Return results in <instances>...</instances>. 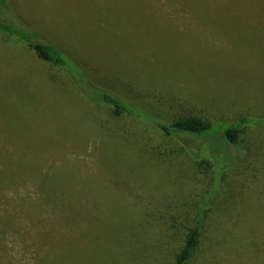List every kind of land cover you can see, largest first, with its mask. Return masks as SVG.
Returning <instances> with one entry per match:
<instances>
[{"label": "rangeland", "instance_id": "1", "mask_svg": "<svg viewBox=\"0 0 264 264\" xmlns=\"http://www.w3.org/2000/svg\"><path fill=\"white\" fill-rule=\"evenodd\" d=\"M232 1L206 0L196 17L177 0L0 5V15L12 19L13 11L44 39L60 41L83 62L90 79L102 81L112 94L145 104L154 103L145 90L151 91L163 105L176 103L162 112L169 118L185 101L205 106L193 104L212 122L246 115L244 135L255 134L241 149L229 148L217 134L168 137L137 120H130L133 128L128 121L113 125L72 89L69 74L43 73L30 51L11 39L0 41V264L104 263L101 228L127 229L125 220L142 212L179 214L185 208L178 188L181 181L191 187L195 158L222 151L235 159L238 172L246 168L243 174L253 159L242 158L254 156L258 172L247 174V182L242 174L229 183L233 208L209 210L199 251L205 264H264V15L256 17L259 9L264 12V0H240L232 10L241 19H210L212 9L226 12ZM144 180L178 189L174 202L156 210L137 204ZM200 183L196 192L202 194ZM131 190L120 205L111 196ZM113 200L105 220L100 211ZM74 205L86 207L77 215L83 221L73 220ZM216 231L231 232L237 251L212 255L208 237ZM55 238L62 243L52 247Z\"/></svg>", "mask_w": 264, "mask_h": 264}, {"label": "trees", "instance_id": "2", "mask_svg": "<svg viewBox=\"0 0 264 264\" xmlns=\"http://www.w3.org/2000/svg\"><path fill=\"white\" fill-rule=\"evenodd\" d=\"M177 1L183 9L194 17L200 14V10L207 4L206 0ZM187 1L191 2H189L188 7H185V2ZM239 1L240 0H233L230 4L233 6L226 12H217L212 9L210 13L212 18L210 19L217 18L222 21L228 18L241 19L237 16L238 14L232 10ZM5 4L6 0H0V5ZM5 7L9 6L6 5ZM190 7L196 8L194 13L191 12L189 9ZM226 8L228 9V7ZM255 8H259V6ZM262 10L259 9L256 17L263 18L264 12ZM11 13L12 19H7L5 15H0V41L11 39L10 42L17 47L19 45L27 49V52L30 51L34 57L41 62L39 67L43 73H52V71H54L56 76L69 74L71 78L68 83L71 85L72 89L78 90L86 97L90 102V106L95 111L99 112L106 120L111 121L113 125L117 126L128 121V124L133 128L130 124V120H137L141 122V124L145 123L152 125L156 130L168 137H199L217 134V137L227 143L229 148H247L245 141L255 140V134L248 133V135H244L245 129L243 126L249 123V118L245 117L246 115L237 114V119L232 121L219 120L217 122H212L209 118L196 111L193 104H197L202 108H206L205 106L201 105L199 102L189 103L185 101L186 104L177 103L180 106L182 105L181 112L179 111V113L169 118L168 116H164L162 112L164 113L167 109L174 110L176 103L163 105L162 102L157 99V94L151 91L145 90L147 93L146 95L151 97L154 103L146 102L145 104L132 101L131 99L127 100V98L124 99L116 94H112L100 86L102 81L94 83L90 79L92 75L87 72L83 62L74 57L72 53L66 51L67 48H64V45L60 41L57 42L52 40L51 42L44 39L36 27L30 24L20 23L21 17L13 11H11ZM23 22L25 23V21ZM94 25H97V23L95 22ZM84 32H88L87 29H84ZM19 53L27 57L26 52L19 51ZM141 91L144 92V90ZM153 104L159 107L153 106ZM100 105L104 106V109L101 108ZM124 129L127 130L128 127L126 126ZM146 143L147 142H145V144ZM222 152L219 154L217 153L218 155H212L211 152L209 155L210 157L207 159L195 158L198 161L195 167L196 169L193 170L192 180L189 179L191 184L188 188L191 187L187 189L185 182L181 181L183 184L178 188L180 189V198L183 201L182 208H185L180 210L179 214H163L160 211H156L152 212L153 214L151 215L142 212L138 214V218H129L125 220L123 225L127 224V229L121 227L120 230L114 231V226L111 227L110 225L106 227L107 230L101 228V233L104 235V238L101 239L102 258L103 261H105L102 264H205L207 259L201 256L202 254L199 251V247L203 244V239L207 237V235L204 236L203 234V228L206 221L210 218L208 212L215 206L229 209L228 211L233 208V204L231 203L233 202L232 196L230 198L229 195L232 188L229 183H234L235 178L242 177L243 171L246 169L242 166V170L238 172L240 168L235 166L238 165V163H235V159L231 160L225 158ZM4 154L7 153L4 152ZM248 156V154L244 155L242 161L252 158V162H255L254 156L249 158ZM239 158L240 157H237L236 159ZM252 162L248 168L249 172L247 171L243 174L244 176L242 179H244L245 182H247L245 177L247 174H252L254 171H257L256 163ZM2 174L4 173H0V175ZM142 182L143 183L140 185L143 193L135 196L138 197L137 204L138 201L141 200L145 206L150 207L152 210H156L158 207L162 206L163 203L169 205V203L174 202L173 199L178 193V189L170 191L163 185H155L151 180L148 182L144 180ZM199 182L204 183L202 186L204 193L202 194L196 192V185H198L197 183ZM38 186L40 187L39 184ZM41 186L44 187L43 185ZM133 192L134 190H131L130 192L120 194V196L114 194L111 196L116 197L119 200L118 205H120L124 203L122 199H127L130 193ZM116 200L111 201V205L108 204L104 208L102 206L103 209L100 212H104V214H102L103 216L101 215L103 219L107 220L112 216V212L108 210L114 207V202ZM226 200L229 203H226ZM187 201H190L191 205L187 204ZM186 204L189 206H186ZM85 209L86 207L74 205L72 213L75 222L83 221L84 216L77 217V215ZM228 211H226V213ZM216 232L219 234L215 238L213 236L208 237V243H210V245L207 246L211 248L212 255L218 254L223 257L228 255L231 248L237 251L239 247V245L237 246L238 239L232 243L234 240L231 232ZM61 243L60 241L57 242L55 238L52 247ZM52 264L57 263L52 262Z\"/></svg>", "mask_w": 264, "mask_h": 264}]
</instances>
